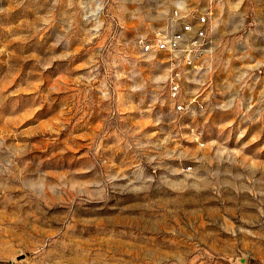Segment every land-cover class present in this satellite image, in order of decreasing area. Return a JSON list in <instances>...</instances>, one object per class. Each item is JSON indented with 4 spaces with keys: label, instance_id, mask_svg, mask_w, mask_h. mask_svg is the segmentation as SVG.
I'll return each instance as SVG.
<instances>
[{
    "label": "rangeland",
    "instance_id": "rangeland-1",
    "mask_svg": "<svg viewBox=\"0 0 264 264\" xmlns=\"http://www.w3.org/2000/svg\"><path fill=\"white\" fill-rule=\"evenodd\" d=\"M0 264H264V0H0Z\"/></svg>",
    "mask_w": 264,
    "mask_h": 264
},
{
    "label": "built area",
    "instance_id": "built-area-1",
    "mask_svg": "<svg viewBox=\"0 0 264 264\" xmlns=\"http://www.w3.org/2000/svg\"><path fill=\"white\" fill-rule=\"evenodd\" d=\"M173 19L180 28L171 33H160L142 44L144 52H164L172 62V75L170 77L169 93L176 102L174 109L180 113H191L201 110L205 102L198 97L183 96L182 68H200L205 59L213 51V38L210 29V16L208 12L198 9L190 12L176 10ZM191 169V167H188Z\"/></svg>",
    "mask_w": 264,
    "mask_h": 264
}]
</instances>
